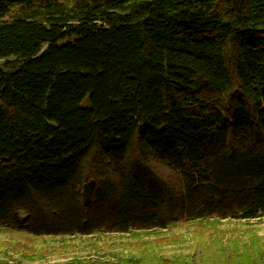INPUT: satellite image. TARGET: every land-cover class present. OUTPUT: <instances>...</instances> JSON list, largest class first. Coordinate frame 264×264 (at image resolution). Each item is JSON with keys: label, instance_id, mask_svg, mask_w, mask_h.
I'll return each mask as SVG.
<instances>
[{"label": "trees", "instance_id": "16d2710c", "mask_svg": "<svg viewBox=\"0 0 264 264\" xmlns=\"http://www.w3.org/2000/svg\"><path fill=\"white\" fill-rule=\"evenodd\" d=\"M1 61L0 234L264 219V0H0Z\"/></svg>", "mask_w": 264, "mask_h": 264}, {"label": "rangeland", "instance_id": "374dc122", "mask_svg": "<svg viewBox=\"0 0 264 264\" xmlns=\"http://www.w3.org/2000/svg\"><path fill=\"white\" fill-rule=\"evenodd\" d=\"M46 49L45 46L42 52ZM208 230L209 232L185 227L171 231L140 232L136 237L128 233H110L93 237L33 239L1 233L0 264L117 263L125 259L141 260V252L151 260L153 257L158 260H174L179 256H189L194 252L195 245L203 251L198 255L195 253V261L201 257L204 259V254L212 261L220 257L217 255V248L221 242L225 246L235 242L252 248L256 244L255 240L264 244V219L249 222L221 221L213 230Z\"/></svg>", "mask_w": 264, "mask_h": 264}]
</instances>
